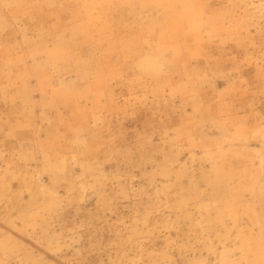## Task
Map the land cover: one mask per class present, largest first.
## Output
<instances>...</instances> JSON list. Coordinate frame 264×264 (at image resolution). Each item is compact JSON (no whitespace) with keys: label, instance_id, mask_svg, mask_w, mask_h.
I'll list each match as a JSON object with an SVG mask.
<instances>
[{"label":"rangeland","instance_id":"rangeland-1","mask_svg":"<svg viewBox=\"0 0 264 264\" xmlns=\"http://www.w3.org/2000/svg\"><path fill=\"white\" fill-rule=\"evenodd\" d=\"M0 264H264V0H0Z\"/></svg>","mask_w":264,"mask_h":264}]
</instances>
